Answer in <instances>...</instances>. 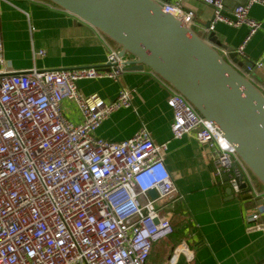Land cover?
Masks as SVG:
<instances>
[{"label": "built area", "instance_id": "obj_1", "mask_svg": "<svg viewBox=\"0 0 264 264\" xmlns=\"http://www.w3.org/2000/svg\"><path fill=\"white\" fill-rule=\"evenodd\" d=\"M184 1L160 4L202 36L214 32L216 23L249 27L237 50L242 57L247 42L262 29L261 22L250 17V7H264V0H246L232 18L225 15L222 0H200L214 10L209 29L195 23ZM110 49L105 69L16 72L0 45V264H147L156 238L172 233L169 218L157 206L162 200L182 198L165 162L169 143H156L145 128L117 143L98 137L110 114L131 106L129 92L122 89L109 103L99 95L80 93V80L115 81L125 72L130 58L121 57L116 47ZM44 55L45 50L36 54ZM259 66H264V58ZM162 82L171 92L172 137L194 135L201 146L214 151L215 172L227 177L235 195L249 190L261 200L264 188L258 189L223 133ZM64 100L77 104L79 124L65 116ZM152 191L158 194L154 200ZM256 207L245 215L253 227L264 214L263 207ZM180 254L191 259V251L181 244L169 263L176 264Z\"/></svg>", "mask_w": 264, "mask_h": 264}, {"label": "crops", "instance_id": "obj_2", "mask_svg": "<svg viewBox=\"0 0 264 264\" xmlns=\"http://www.w3.org/2000/svg\"><path fill=\"white\" fill-rule=\"evenodd\" d=\"M222 1L225 15L231 18L236 7L247 3ZM183 8L194 12L201 28L213 19L212 7L200 0H185ZM250 9V17L261 22L262 29L247 42L242 58L257 63L264 80V66H259L264 58V7L257 4ZM214 33L221 43L238 50L249 27L216 23ZM0 45L16 72L105 69L110 47H116L92 26L46 0H0ZM43 50V57L36 56ZM78 85L82 96L99 95L105 103L115 100L122 89L129 92L131 106L110 114L99 127L98 137L117 143L145 128L156 143H169L165 162L182 198L157 202L173 230L156 238L147 264H170L181 244L189 248L191 259L180 254L176 264H264V230L251 231L253 226L245 222L259 199L249 190L228 194L227 180L215 172L214 151L201 146L194 135L172 137L171 92L152 70L124 72L115 81L106 77L80 80ZM62 104L67 119L79 124L82 114L77 104L69 100ZM258 189H263L259 183Z\"/></svg>", "mask_w": 264, "mask_h": 264}, {"label": "water", "instance_id": "obj_3", "mask_svg": "<svg viewBox=\"0 0 264 264\" xmlns=\"http://www.w3.org/2000/svg\"><path fill=\"white\" fill-rule=\"evenodd\" d=\"M46 1L92 26L121 57L130 58L125 72L148 68L190 101L223 133L264 188V80L257 63L245 61L214 32L202 36L183 25L164 11L160 1L167 0ZM150 196L154 200L158 194L152 191ZM257 206L264 208V197ZM263 230L264 214L251 231Z\"/></svg>", "mask_w": 264, "mask_h": 264}]
</instances>
